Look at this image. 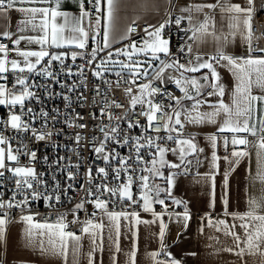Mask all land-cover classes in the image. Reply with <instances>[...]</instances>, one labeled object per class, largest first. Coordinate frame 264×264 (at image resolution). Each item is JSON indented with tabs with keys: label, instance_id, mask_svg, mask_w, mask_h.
I'll return each instance as SVG.
<instances>
[{
	"label": "snow or ice",
	"instance_id": "6c2138e0",
	"mask_svg": "<svg viewBox=\"0 0 264 264\" xmlns=\"http://www.w3.org/2000/svg\"><path fill=\"white\" fill-rule=\"evenodd\" d=\"M62 3L63 0H0V21L5 22L0 38L9 41L0 42V106L8 109L7 118H0V189L11 193L8 199H4V192L0 191V250L4 253L0 255V264H9L6 252L10 242L8 225L13 222L12 209L20 210L19 221L25 225L24 247L38 250L41 256L59 257L63 264H68L70 251L72 264H79L81 241L85 236L90 242L87 264H97L96 253L106 250V241L111 264H120L121 254L125 256L124 264H136L138 248L134 229L141 223L157 221L160 251L150 253L151 259L155 264H182L166 250L167 224L163 217L167 215L171 219L173 215L167 212L166 200H170L183 206L184 211L174 215L177 221H184L185 228L192 218L187 202L172 194L178 174L172 170L187 174L194 162L189 157H194L196 165L202 163L198 154L204 149L198 146L195 135L185 136L184 129L186 125L204 124L218 125L216 132L206 139L212 148V169L219 171L221 159L229 165L223 174L220 199L224 205L223 216L231 217L232 222L224 218L214 220L211 213H206L201 218L203 227L200 231L203 233L204 227H210L231 237L235 247L223 251L238 256L242 264H246V254L264 258V196L259 199L249 196L246 201L248 209L243 213L228 211V177L240 160L249 155L246 150L250 143L248 136L255 137L258 130L261 152L257 153L258 169L254 179L264 184V95L253 94V87L264 92V47L259 45L264 31L254 36L255 0H246L247 6L233 4L230 0L189 4L179 9L187 15L175 17L171 11L174 7L172 0H165L168 6L164 11L166 18L156 24L146 23L142 28L136 19L119 27L123 19L120 16L122 0H103V10L102 0H87L92 10L86 8L85 0H79L78 16L62 11ZM152 7L159 6L153 4ZM217 10L221 20L227 14V32L223 28L217 31L213 14ZM12 12L23 16L15 31L9 30ZM61 18L63 23H58ZM173 25L184 33L185 43L178 46L177 54L172 53L171 41L165 38L166 30ZM138 29L143 35L139 41L133 40L131 34ZM28 31L38 35L22 34ZM237 34L247 45L246 55L237 56L224 51L236 40ZM208 37H212L217 45L216 54L207 58L200 52L194 54L192 45L204 42ZM89 38L96 46L87 51ZM126 40L129 43L123 47L113 48V44ZM22 42L25 43L23 48ZM28 45H37L38 49L33 50ZM65 48L69 51H50ZM254 52L261 55H254ZM101 53L105 55L101 56ZM12 54L14 57L10 58ZM181 58L186 59V63H182ZM69 59L71 64L67 63ZM77 59L84 63L76 65ZM54 62L59 66L58 71ZM214 65L225 67L232 73L235 83L230 90L220 82V74ZM169 69L179 75L173 76L167 71ZM203 69L208 71L199 78L185 76V73H198ZM88 72L98 81L91 88ZM9 73L12 77L10 86ZM36 77L41 80L37 81ZM69 80L72 83H68ZM169 83H173L182 95L169 91L166 87ZM54 86L60 91H55ZM87 91L92 93L88 106L97 109L89 113L90 118L97 121L91 136L83 132L89 128L88 123L83 122L86 117L73 108L74 103L80 108L86 106L85 101H89L85 95ZM226 91L229 95L227 103L224 101ZM117 93H122L124 102L115 98ZM213 96L217 97L215 102L210 100ZM57 97L63 101L64 111L55 106L47 107V101ZM168 97L171 100L165 103ZM185 101H191V104H185ZM205 106L211 110L201 111ZM57 124L64 127L57 128ZM65 128L79 129L73 133L74 146L92 145L93 160L87 165L85 182L78 189L76 182L80 161L84 157L76 147L69 149L77 157L75 163L70 155H57L49 163L46 154L38 155V148L29 147V143L51 141L54 135L63 134ZM137 129L138 134L134 132ZM218 133L232 134L234 147L230 155H217V140H224L226 151L229 140L228 136L220 137ZM240 133L247 135H238ZM240 145L245 148L237 149L236 146ZM53 147L61 145L53 144ZM63 147L69 146L65 144ZM119 149H125L126 154ZM169 154L176 159H168ZM21 158H24L23 163ZM41 161L47 165L45 171L37 168ZM164 169L169 170L167 175ZM209 178V207L214 209L215 173H210ZM134 185L136 193L133 192ZM70 190L84 195L70 210L73 219L68 221L69 213L60 211V208ZM34 201H43L50 212L36 219L41 214L31 210ZM86 204H91L94 211L81 221L79 213L86 211ZM154 204L161 205L164 211L156 212ZM109 205H112L111 209ZM137 205L144 212L151 213L154 219L142 221ZM129 208L132 210L128 211ZM122 220L133 236L127 252L120 244ZM70 224L79 225L80 235L69 230ZM209 239L219 242L218 236ZM161 253L166 259H157ZM187 255L198 254L191 252Z\"/></svg>",
	"mask_w": 264,
	"mask_h": 264
},
{
	"label": "crops",
	"instance_id": "0c3cea01",
	"mask_svg": "<svg viewBox=\"0 0 264 264\" xmlns=\"http://www.w3.org/2000/svg\"><path fill=\"white\" fill-rule=\"evenodd\" d=\"M215 2V0H172L174 7L171 11L177 15H187L186 13H181L179 9L185 7L189 4L207 3ZM233 4H240L241 6H247L246 0H230ZM87 0H85V5ZM123 8L120 12V16L123 19L120 21L119 27H123L125 24L130 23L132 19H136L139 24L152 23L156 24L158 21L162 20L164 16V11L168 7L165 4V0H122ZM147 5L148 7L143 8L141 5ZM156 4L159 7L153 8L152 5ZM28 7L29 5H24ZM31 6H41V5H31ZM48 6V5H44ZM255 11L253 13V20L260 19L264 20V0H255L254 3ZM104 9V3L102 0V10ZM61 10L71 13L74 16L79 15V0H63L61 5ZM207 11V10H205ZM216 16V28L217 31L223 28L224 32L228 31V18L225 14L223 20H221L219 10L213 13ZM11 27L10 31L16 30L17 22L23 18L22 14L18 12H12L11 14ZM202 18V16H201ZM94 20V17H93ZM58 23H63V19H59ZM103 20L101 24L103 25ZM4 21H0V31L4 28ZM103 28H101V33ZM23 35H38L28 31L22 33ZM91 36V34H90ZM97 39H100L99 37ZM7 41L0 38V42ZM89 41H92L89 38ZM88 41V42H89ZM9 43V41H7ZM129 41H123L122 43L113 44V48H121L123 44H127ZM96 46V45H95ZM94 46V47H95ZM196 52L205 54V58L208 55L216 54L217 45L212 37H208L204 42L199 44H193ZM21 47H25V43H21ZM27 47L37 50V45H28ZM69 51L68 48L65 49H52V51ZM78 51V50H77ZM224 51L228 54L234 55H244L247 53V45L240 39L239 34H237L236 40L233 43L228 44ZM105 55V53H104ZM14 54L10 55L13 58ZM77 61H81L77 59ZM217 72L220 74V82L225 86L226 90H230L234 86V77L232 73L225 67L220 65H214ZM207 69L201 70L198 73H187L188 76H195L197 78L201 77L203 73L207 72ZM2 82V81H0ZM203 83V80L200 81ZM195 95V92H192ZM253 94L264 95V92L257 87H253ZM211 101L215 102L217 97L213 96L210 98ZM224 101L229 102V95L226 91ZM185 104H191V101H185ZM3 106H0V110ZM211 109L205 106L201 111H210ZM257 116L259 113L256 114ZM222 120L223 117H220ZM218 125L204 124V125H186L184 129V135H195L196 142L198 146L204 149L202 154H198L202 163L198 165V170L195 174L187 175L184 174L182 170H172L177 171L178 174L175 177V186L172 189V194L176 199L183 200L187 202L188 209L191 214V219L188 221L187 228H185L184 221L180 219L177 221V217L174 213H182L184 211L183 206H177L173 204L170 200H166L168 204L167 212L173 214L171 219L169 216H164L163 219L167 224L166 233L164 237V245L166 250L172 253L173 258L182 262V264H242L241 259L233 253L223 251L225 248H234L235 244L231 237L224 236L222 233L216 232L214 228L204 227L203 233L200 229L203 227L201 218L205 216L206 213H211L213 219L224 218L230 223L231 217H224V205L220 199L222 192V185L224 179V172L229 168V165L221 159L219 163V171L215 172L211 167V154L212 148L206 137L214 132ZM259 129V125L257 124ZM238 135H247L245 133H240ZM218 136H228V146L227 151L225 150L224 140H217L216 153L220 157L225 155H230L233 151V145L231 143V133H218ZM261 136L259 130L255 137L248 136L249 141L254 142L251 145L246 146V150L249 153L248 156L242 158L235 170L231 172L228 177V211L243 213L247 211L248 205L246 203L249 196H254L259 199L264 196V184L259 180L254 179L256 177L258 163H257V153L261 152L258 147V139ZM237 149H244L245 146H236ZM194 157H189L192 159ZM168 159L175 160L176 158L168 155ZM165 175L168 174L169 170L164 169ZM210 173H215V185H216V202L215 208L209 207V200L211 192V180L209 178ZM250 173V174H249ZM163 183L162 181H158ZM90 208H93L91 204ZM156 212H162L164 209L159 204L153 205ZM142 221H152L154 218L151 213L144 212L140 214ZM107 223V221H105ZM206 223V221L204 222ZM121 237L120 244L124 252H127L132 245L133 236L132 232L125 227V222L121 221ZM25 225L23 223H13L8 226L9 230V245L6 252V259L9 264H63V261L59 257L55 256H41L38 250H33L24 247L23 232ZM137 232V257L136 264H155L151 259L150 253L155 251H160V242L158 239L159 232V221L155 223H141L134 229ZM238 232L242 231L238 228ZM80 235V234H78ZM218 236L219 242L209 237ZM82 249L79 258V264H87L86 253L90 250V242L88 237H84L81 241ZM106 250L103 253H96L97 264L102 260L103 264H111L110 255L107 251V241L105 242ZM196 252L198 255L190 256L188 253ZM0 255H4L2 250H0ZM162 257H166L161 253ZM160 256L157 258L159 260ZM71 251L68 257V264H72ZM125 256L121 254L119 256L120 264H124ZM244 261L246 264H264V258L259 255H245Z\"/></svg>",
	"mask_w": 264,
	"mask_h": 264
},
{
	"label": "built area",
	"instance_id": "2783aa9c",
	"mask_svg": "<svg viewBox=\"0 0 264 264\" xmlns=\"http://www.w3.org/2000/svg\"><path fill=\"white\" fill-rule=\"evenodd\" d=\"M85 6H86L87 9L92 10V6L89 5L88 3ZM172 14H173V17H175L177 15V14H175L173 12H172ZM165 18L166 17H164L163 19H165ZM252 24H253L254 36H259L261 34V32L264 31V20L255 19ZM138 25L140 26V28L145 26V24H139V23H138ZM166 32H167V34H166L165 38L170 39V41H171V44H170L171 51H172V53L177 54L178 53V46L185 43V41L183 39L184 33L179 32L176 29L175 25H173L170 29L166 30ZM142 35H143V33L141 31H139V29H138L137 31L132 32L131 38L133 40L139 41V39H140V37ZM3 42L4 43H8L7 41H3ZM188 43H192V42L188 41ZM253 44L255 46V44H256L255 40L253 41ZM259 45L261 47H264V38L260 39ZM94 46H95L94 42L93 41H89L88 42L87 51H90L91 48L94 47ZM50 51H52V49ZM60 51H63V50H60ZM193 53L194 54L196 53V51L194 49V46H193ZM246 54L247 53H245L244 55H246ZM253 54L254 55H261L258 52H254ZM181 62L182 63H186V59L181 58ZM67 63L71 64L72 62L69 59L67 61ZM83 63H84L83 60L76 61V65H80V64H83ZM54 65H55V70L58 71L59 70L58 64H55V62H54ZM75 70H76V66L73 65V71H75ZM85 71L87 72L88 70L85 69ZM167 71L170 72L173 76L179 75L176 71H174L172 69H169ZM8 75H9V86H10L11 79H12L11 73H9ZM185 76H188L187 73H185ZM88 78H89L90 81H92V83L89 84V88L93 87L95 83H98V81H95L94 78L91 76L90 72H88ZM112 78L115 79V77H112ZM35 79L37 81L41 80L40 77H36ZM73 79H76V77H73ZM68 83H72V81L69 80ZM166 87H167V89L169 91L173 92L175 95H177V96L182 95V93L179 91L178 88H176V86L173 83L167 84ZM54 90L55 91H60L58 86H54ZM70 95H72L73 100L75 101V94L72 93ZM85 95H87L89 97V101H85V105L86 106L84 108H80L76 103H74L73 104V108L75 109V111L82 113L86 117L85 121H83V122L88 123L89 128L88 129H84L83 132L87 136H91L93 134V129H94V126L97 123V121H93L90 118L89 113L91 111H94V110H97V109H93V108L88 106V104L90 103L91 97H92V93L90 91H87V92H85ZM115 98L117 100H119L120 102H124V98H123L122 93H117ZM159 98L160 97L157 96V99H159ZM97 99H99V98L97 97ZM170 100H171V97H168L167 100L165 101V103H168ZM53 106L60 108L61 111H64L63 101L60 98H58V97L53 99V100L47 101V107L48 108H52ZM13 111H16V109H14ZM68 111H72V110L69 109ZM115 111L120 112L122 110L121 109H115ZM7 114H8V109L3 107L0 110V118L6 119L7 118ZM60 127H64V126L62 124H57V128H60ZM75 131H79V129L65 128L63 134L54 135L51 138V141L40 142L39 144L29 143V147L38 148L39 149L38 155H45L46 154L49 157V163H51L56 158L57 155H59V156H69L70 155L71 159H72V162L75 163L76 160H77V157L75 155H72L71 152L69 151V149L72 148V147H76V151H78L81 154V156L84 157V159L80 161L81 167H80V170H79V173H78L77 182H76V188L78 189L79 185L81 183L85 182V175H84L85 174V170H86L87 165L92 162L93 156H92V153H91V148H92L91 144H82V145H80L78 147L73 145V133ZM134 132L136 134H138L139 130L138 129L134 130ZM6 134H10V133H6ZM253 142H254L253 140H250L249 145H251ZM46 143H47V147H45ZM53 144H59V145H61V147L54 148ZM65 144H67L69 147L68 148L63 147V145H65ZM119 150L121 151L122 154H126V150L125 149H119ZM192 160L194 162L190 166V170L188 171L187 175L195 174L197 172V170H198V165L195 164V159L192 158ZM21 162L22 163L24 162V158H21ZM37 168L40 171H45L47 169V165H43V162L41 161V165H37ZM0 191L4 192V199H8V197L11 195V193L8 192L6 189H0ZM136 191H137V189H136V186L134 185L133 186V192L136 193ZM83 195L84 194L82 192L71 191L70 190L69 193H68V196L63 198L64 203H63V207L60 208V211L69 213L68 216H67L68 221H71L73 219L72 215L70 214V210L74 207V205L77 202L80 201V199L83 197ZM69 197H70V199H69ZM89 205L90 204H86L85 205V209H86L85 212H80L79 213L81 221L85 220L87 218V216L90 215L94 211V208H90ZM30 207H31V210L33 212H39L41 214L39 217H36V219H41V217L45 216L46 214H48L50 212V210L44 206V202L43 201H34L31 204ZM109 208L111 209L112 205H109ZM127 210L131 211L132 209L129 208ZM136 210L139 211L140 214L144 213V211L139 207V205L136 206ZM11 214H12V221L13 222L10 223L8 226H10L11 224L16 223V222L22 223V222L19 221V216H20V210L19 209H12L11 210ZM69 230L76 232L77 235L80 234L79 225L70 224L69 225ZM160 259H164V257L160 256Z\"/></svg>",
	"mask_w": 264,
	"mask_h": 264
},
{
	"label": "rangeland",
	"instance_id": "374dc122",
	"mask_svg": "<svg viewBox=\"0 0 264 264\" xmlns=\"http://www.w3.org/2000/svg\"><path fill=\"white\" fill-rule=\"evenodd\" d=\"M104 55V53H101V56H103ZM121 59H123V57H121ZM92 206V205H91ZM93 207V206H92Z\"/></svg>",
	"mask_w": 264,
	"mask_h": 264
}]
</instances>
